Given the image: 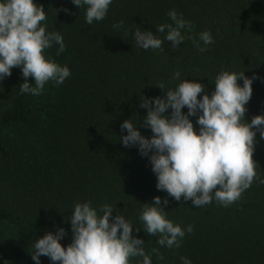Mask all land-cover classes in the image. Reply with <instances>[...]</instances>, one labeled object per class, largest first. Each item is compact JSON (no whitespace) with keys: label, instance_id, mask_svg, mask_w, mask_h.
Listing matches in <instances>:
<instances>
[{"label":"trees","instance_id":"trees-1","mask_svg":"<svg viewBox=\"0 0 264 264\" xmlns=\"http://www.w3.org/2000/svg\"><path fill=\"white\" fill-rule=\"evenodd\" d=\"M35 2L46 11V30L59 32L66 46L59 56L58 45L46 55L71 75L59 86L49 81L38 96L20 92L19 67L0 81V264H36V239L61 227L66 247L75 203L87 201L98 210L111 205L113 217L116 211L124 214L146 252L157 248L163 255L162 260L151 255L152 264H183L181 257L191 264H264V184L254 180L241 200L227 207L215 199L202 207L176 201L157 189L150 160L138 146L125 147L120 140L127 134L121 124L129 118L138 120L142 135H152L143 126L147 109L140 107L141 96L164 97L184 79L203 83L211 95L221 71L255 75L245 119L264 114V0H112L104 20L91 25L85 20L87 6L79 8L72 0ZM173 9L193 25L191 32L183 30L186 39L179 47L166 40L162 49L137 47L135 28L163 39L167 30L156 33V27L172 23ZM120 21L123 26L115 28ZM206 30L213 43L201 52L187 37L198 41ZM177 70L179 80L173 78ZM190 119L198 132L197 117ZM256 141L253 158L264 179L259 132ZM156 196L168 198L161 204L167 219L185 230L192 225L178 248L159 245V236L143 229V205ZM40 264L53 262L41 256Z\"/></svg>","mask_w":264,"mask_h":264},{"label":"clouds","instance_id":"clouds-1","mask_svg":"<svg viewBox=\"0 0 264 264\" xmlns=\"http://www.w3.org/2000/svg\"><path fill=\"white\" fill-rule=\"evenodd\" d=\"M72 3L79 8L87 6L85 20L91 25L104 20L112 0H72ZM168 16L172 23L156 27V33L167 30L163 39L152 30L135 28L137 47L162 49L165 40L171 42L173 49L179 47L186 39L183 30L191 32L193 25L174 9ZM46 19L43 5L35 0H0V81L10 76L13 68H21L24 77L21 93L38 96L49 81L59 86L71 75L66 65L61 66L46 55L54 45H58L57 56L66 47L59 32L46 30L42 24ZM122 26L123 21L114 25L117 29ZM187 38L201 52L213 43L208 30L199 34L198 41L195 37ZM180 76L179 70L173 74L177 80ZM256 78L246 76L244 71H221L214 80L211 95L203 83L194 79H184L175 89L159 84L161 89H167L164 97L141 96L140 101V107L147 109L143 126L150 128L151 137L142 135L136 126L138 120L133 122L129 118L121 124V130L127 134L120 140L125 147L138 146L140 154L149 158L158 190L166 191L176 201L191 200L197 207L210 204L213 199L227 207L241 200L254 180L264 184L253 158L256 133L264 139V114L254 115L250 122L245 119ZM240 80L242 85L238 83ZM185 107L187 113L183 111ZM193 116L197 117L198 132L190 119ZM162 203L167 205L168 198L162 201L156 196L150 204L144 203L139 218L149 236H159V245L178 248L185 231H193L192 225L185 230L167 219ZM113 212L114 208L107 203L99 210L91 201L75 203L70 217L71 242L66 247L61 243L67 235L63 227L55 233L48 231L36 239L32 259L36 264H40L41 256H47L53 264H152L151 255L164 258L157 248L146 252L145 241L133 236V224L120 212L116 211L113 217ZM181 260L183 264H191L187 257Z\"/></svg>","mask_w":264,"mask_h":264}]
</instances>
